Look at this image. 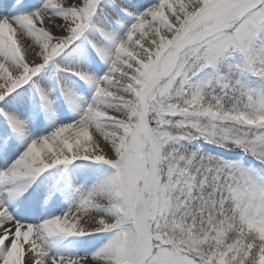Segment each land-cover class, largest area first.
<instances>
[{
	"label": "snow or ice",
	"instance_id": "1",
	"mask_svg": "<svg viewBox=\"0 0 264 264\" xmlns=\"http://www.w3.org/2000/svg\"><path fill=\"white\" fill-rule=\"evenodd\" d=\"M0 264H264V0H0Z\"/></svg>",
	"mask_w": 264,
	"mask_h": 264
}]
</instances>
